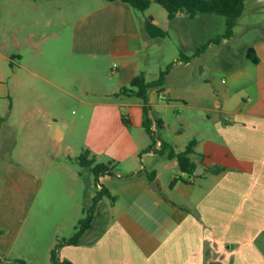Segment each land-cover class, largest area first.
<instances>
[{
	"label": "rangeland",
	"instance_id": "374dc122",
	"mask_svg": "<svg viewBox=\"0 0 264 264\" xmlns=\"http://www.w3.org/2000/svg\"><path fill=\"white\" fill-rule=\"evenodd\" d=\"M31 1L0 0V44L5 45L1 50L9 57V60L1 59L0 70L6 69L5 83L8 84L12 82L11 71L18 68V63L35 64L45 76L60 83V89L40 77L28 76L24 68L17 70L22 93L30 94L32 100L41 94L38 96L41 110H20L15 95L16 110L9 119L4 117L0 121V264H24L25 261L27 264H55L49 256L50 242L59 243V252L60 241L74 235L79 219L86 214L84 209L91 205L99 190L94 171L81 166L77 159L84 148L91 150L96 162L111 163L123 169L124 164H117L119 159L112 151H121L125 143L152 141L144 126L135 125L128 117L127 108L115 104L93 106L80 101H120L110 93L118 76L113 62L118 64L119 59L104 53L91 56L72 53L75 20L79 17L75 14L77 1L60 0L59 13H55V2H50V14L46 17L51 18V23L46 27L39 11L41 6L35 8ZM41 2L36 0L38 4ZM245 4L231 36L209 44V40L224 34V15L198 13L189 19L182 14L172 20L156 1L144 12L134 9L139 22L152 13L167 31L164 37H156L139 51L146 78L156 79L162 69L173 66L175 58L181 59L184 53L195 57L186 71L179 68L177 72L189 75L186 85L192 88L191 94L195 95V90L202 87L203 91L207 89L210 108L223 98L224 90L228 95L239 92L248 96L252 78L245 70L253 67V63L247 56V47L264 42V4L256 0H247ZM43 11L47 14L48 9L44 7ZM142 33L145 35V31ZM14 36L18 41L15 42ZM26 39L33 43L44 39V43L38 44L37 55ZM18 43H21L19 47ZM202 46L204 54L193 55L195 49ZM238 74L239 77L235 76ZM126 99L139 100L135 96ZM188 100L195 103L194 96L189 94ZM8 104V99L0 100L1 114ZM177 109H182L187 122L178 120ZM159 110L166 116L167 125L159 126L156 122L155 130L159 133L153 130L156 140L162 138L171 142V134L174 142L181 145L193 138L201 143L218 136L215 123L222 119L211 109L209 118L202 120L195 119L196 108L187 111L182 106L172 105L159 107ZM153 115L157 117L158 113L154 111ZM30 123H34V128H29ZM176 128L184 130L181 136ZM197 150L195 156L198 157L203 146ZM75 177L77 182L73 184ZM109 202L104 198L98 204L97 211L101 215H109Z\"/></svg>",
	"mask_w": 264,
	"mask_h": 264
},
{
	"label": "crops",
	"instance_id": "0c3cea01",
	"mask_svg": "<svg viewBox=\"0 0 264 264\" xmlns=\"http://www.w3.org/2000/svg\"><path fill=\"white\" fill-rule=\"evenodd\" d=\"M76 1L75 14L79 17L75 20L76 39L72 53L78 56L104 53L119 59L116 67L113 62L118 76L111 94L128 85L139 73L146 78L138 58L139 51L156 38L147 33L144 20L139 22L134 9L119 0ZM50 2H55V13H59L60 0H47L40 4L36 0L31 1L35 8L41 6L39 11L45 27L51 23V18L46 17L50 14ZM256 2L264 4V0ZM44 7L48 9L47 14ZM245 8L246 4L243 10ZM182 14L185 13L179 12L172 20ZM147 15H152L153 21L160 24L155 14ZM184 17L189 18L186 14ZM14 40L18 41L15 36ZM39 42L44 43V39L36 43L26 39L33 50H40ZM249 47L254 49L256 61L249 58L253 67L245 70L252 78L248 96L239 92L228 95L224 90L223 98L216 100V106L211 108L207 89L203 91L202 87L195 90V95L191 94L192 88L186 85L189 75L177 72L179 68L186 71L195 56L188 61L175 58L176 62L169 67L161 88L148 89V116L152 119L151 128L155 130L159 119L161 126L167 125L166 116L160 114L159 107L162 106H182L187 111L196 108L195 119L200 120L209 118L210 109L217 113L216 117L222 119V122L218 120L215 123L218 136L201 143L196 140L191 154L196 167L201 166L202 171L194 178L180 171L176 158L159 154L157 150L165 140L162 138H158L151 149L147 148L150 140L143 139L140 143H125L121 151H112L119 159L117 164L121 162L125 168L119 169L109 163L110 168L95 176L96 187L107 189L113 197L105 195L97 203L98 206L108 198L109 215H101L96 206L91 225L78 242L60 246L57 252L60 261L69 260L72 264H264V42L249 45L247 49ZM3 48L5 45L0 44V65L1 59L9 60L1 50ZM204 50L196 57L202 56ZM34 54H38L37 50ZM17 65L18 68L11 71L12 82L8 84L5 83L6 69L2 67L3 71L0 70V100L9 101L4 112L0 113V121L4 117L9 119L16 110L15 95L20 110H41L40 93L34 100L30 94L22 93L18 69L24 68L28 76L40 77L60 89V83L45 76L35 64ZM188 94L194 96V104L189 102ZM116 96L120 101H80L93 106L115 104L127 108L132 122L142 125L144 102L138 97V101L128 100L126 98L131 96L124 94ZM160 99L168 101L163 103ZM154 111L158 113L157 117L153 115ZM181 111L177 109L176 114L178 120L185 123L188 118ZM33 125L30 123L29 128H34ZM1 129L0 124V132ZM176 131L179 136L184 132L178 128ZM155 133L159 135L156 130ZM61 137L63 134L60 133ZM169 137L175 151L186 146L176 144L171 134ZM200 145L203 152H199L197 157ZM92 155L95 157L90 150V157ZM213 167L219 170L213 172ZM155 179L158 185L153 184ZM174 179V184L170 185ZM76 180L75 177L73 184ZM55 244V241L50 242L49 251Z\"/></svg>",
	"mask_w": 264,
	"mask_h": 264
},
{
	"label": "trees",
	"instance_id": "16d2710c",
	"mask_svg": "<svg viewBox=\"0 0 264 264\" xmlns=\"http://www.w3.org/2000/svg\"><path fill=\"white\" fill-rule=\"evenodd\" d=\"M107 1H115V0H107ZM129 4L133 9L144 12L151 4L152 1H156L160 3L167 11L168 18L173 19L179 12H184L189 18H194L198 13H210V14H221L226 17V30L224 34L220 37H216L212 40H209L208 44L211 41L218 42L221 38L231 36L233 32V27L235 26L236 20L239 15L242 13L245 3L247 0H119ZM144 26L147 33L151 37H164L167 34L166 29L162 28L160 25L156 24L153 21L152 15H147L144 20ZM205 47H200L195 49L193 55L199 54L203 51ZM255 54L254 49L249 47L247 49V56L251 58L254 62L256 58L253 57ZM192 58L190 55L182 54L181 59L188 61ZM169 67L162 69L156 79L146 80L143 73H139L135 75L128 85H125L120 88L119 91L115 92L114 95H128V96H136L140 98L144 102L143 110H144V120L142 125L150 135L152 141L147 146L148 149H151L155 146L157 140L154 138V131L151 128L152 119L148 116V89L150 87L161 88L165 76L168 72ZM161 90V89H159ZM158 125L161 126V120H158ZM196 139H191L188 141L186 146L180 150L175 151L171 142L163 140L161 142L160 148L157 152L161 155H165L168 158H176L178 161V166L180 171L188 173L189 175L196 178L194 175V171L196 169L197 163L191 159V154L195 150ZM79 163L83 167H87L88 169L94 171L95 176L100 171H105L110 168L109 163H95V157L92 155L90 157V150L84 149L83 152L77 156ZM95 163V164H94ZM213 172L219 170L218 167L211 168ZM151 177H154V173H151ZM178 179V178H176ZM175 179L171 181L170 185H173ZM108 196L109 198H113L109 191L105 188H100L98 192L93 196L91 205L84 209L86 210V214L84 217L79 219L74 235L66 240L60 241V246L65 243H77L79 237L82 233L91 225L93 215L97 206V203L103 196ZM59 243L55 244L54 247L50 251V259L55 264H72L69 260L60 261L57 254Z\"/></svg>",
	"mask_w": 264,
	"mask_h": 264
},
{
	"label": "water",
	"instance_id": "95a60500",
	"mask_svg": "<svg viewBox=\"0 0 264 264\" xmlns=\"http://www.w3.org/2000/svg\"><path fill=\"white\" fill-rule=\"evenodd\" d=\"M200 170L202 171V167H201V166L196 167V169H195V171H194V175L199 174ZM153 184L158 185V180L155 179V180L153 181Z\"/></svg>",
	"mask_w": 264,
	"mask_h": 264
},
{
	"label": "built area",
	"instance_id": "2783aa9c",
	"mask_svg": "<svg viewBox=\"0 0 264 264\" xmlns=\"http://www.w3.org/2000/svg\"><path fill=\"white\" fill-rule=\"evenodd\" d=\"M117 66V64L116 63H114V67H116ZM153 129V128H152ZM154 130V129H153Z\"/></svg>",
	"mask_w": 264,
	"mask_h": 264
}]
</instances>
